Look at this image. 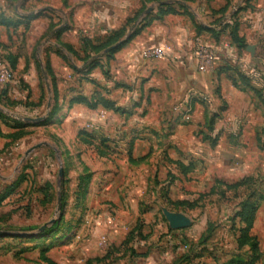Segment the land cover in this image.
Wrapping results in <instances>:
<instances>
[{
	"label": "crops",
	"instance_id": "1",
	"mask_svg": "<svg viewBox=\"0 0 264 264\" xmlns=\"http://www.w3.org/2000/svg\"><path fill=\"white\" fill-rule=\"evenodd\" d=\"M26 1L27 6L37 4L27 14L19 12L31 19L27 29L22 20L9 31L0 25V67L14 73L11 81L0 84V106L5 109L0 110V192L19 183L26 187L30 176L46 187L55 184L60 148L41 134L62 125L73 134L70 142L83 146L79 133L85 132L121 153L98 158L92 175L87 171L81 177L92 181L81 191L86 209L98 212L112 201L117 206V229H126L111 240L117 246L127 243L131 231L145 227L137 216L151 177L155 191H169V196L178 182L192 192H220L217 180L236 183L247 177L258 179L254 192H264V0ZM169 8L175 11L163 12ZM233 30L242 45L233 40ZM114 32L122 36L112 45L123 41L121 45L87 72L88 62L79 64L82 39L99 45ZM149 45L163 46L166 56L143 58L141 51ZM201 46L215 51L205 70L199 69L196 57ZM41 48L51 69L49 82ZM48 84L53 94L49 116L27 121L47 114ZM98 98L115 109L88 104ZM187 109L192 110L189 120ZM39 143L43 145L24 160L26 151ZM85 162L90 165L91 158ZM179 165H186L185 171ZM259 197L256 193L251 199ZM262 221L264 198L255 225ZM138 239L143 241L136 236L128 243L139 256L127 257L123 264L172 263L164 260L168 250L151 249L141 256ZM196 263L208 264L207 256L189 264Z\"/></svg>",
	"mask_w": 264,
	"mask_h": 264
},
{
	"label": "rangeland",
	"instance_id": "2",
	"mask_svg": "<svg viewBox=\"0 0 264 264\" xmlns=\"http://www.w3.org/2000/svg\"><path fill=\"white\" fill-rule=\"evenodd\" d=\"M20 1L0 0V25L7 27L8 31L10 26H16V20H22L25 29L31 23L28 17L21 18L19 12L27 14L37 4L32 2L27 6L28 1L25 0L24 4ZM104 50L99 52L102 54L100 57L95 58L98 53H94L79 64L88 62L86 71L91 73L92 69L100 66L101 61L105 62L107 56ZM39 57L47 71L42 48ZM46 111L50 114V110L45 107L44 115ZM191 111L186 110L185 119L191 115ZM41 135L54 140L60 148V160L56 161V182L46 187L41 179L30 176L26 187L19 183L13 190L8 188L0 192V264H51V261L57 264H123L127 257L139 256L135 255L137 250L129 243L123 242L120 246L113 241L110 243L126 230L117 229L115 221L121 218L113 201L92 213L89 208L86 209V197L81 192L92 183L81 177L87 171L92 175V170L98 167V158L120 157L121 153L115 145L105 144L101 137L80 132L79 137L85 140L80 146V143L78 145L69 141L73 134L64 125L57 130L46 128ZM58 136H65L67 140L61 138L59 142L56 139ZM128 154L132 155L131 149ZM90 158L91 163L88 165L85 161ZM59 167L64 169L62 188L59 186ZM185 167L178 166L182 171H185ZM152 179L139 200L142 212L137 217L141 224H145L141 226L145 227L133 233L135 237L143 239H138L136 245L142 252L141 256L146 257L153 249V253L168 250L170 254L164 260L172 261L171 264H187V260L193 263V259L200 255L207 256L208 264H227L230 260L234 264H250L253 259V264L261 263L264 256V221L255 225L257 210L249 225L244 219L247 213L241 209L250 188H231V183L223 181L215 185L220 192H192L191 189H185L184 183L178 182L169 196L166 190L156 192ZM61 189L63 206L59 211ZM257 193L258 196L264 194ZM252 201L256 204L259 200L255 198ZM164 208L186 214L192 220L191 225L170 229ZM53 219L56 221L52 223ZM91 222L95 225L91 226ZM45 224H48L47 228L40 231ZM167 237L171 241H165ZM157 244L160 246L156 247ZM105 250V255H100Z\"/></svg>",
	"mask_w": 264,
	"mask_h": 264
},
{
	"label": "trees",
	"instance_id": "3",
	"mask_svg": "<svg viewBox=\"0 0 264 264\" xmlns=\"http://www.w3.org/2000/svg\"><path fill=\"white\" fill-rule=\"evenodd\" d=\"M175 11L173 8H169L167 10H163V12H173ZM29 26V25H27ZM122 36V32H114L112 34H110L109 36H107V38L105 39L104 42L100 43L99 45H94L89 39L87 38H83L82 42H83V52H84V56L80 57V60H84L91 57L94 53H99L101 51H103L105 48H107L108 46L116 43L120 37ZM232 38L234 41H236L239 45H242V39L239 37V35L237 34V32L235 30L232 31ZM69 50H71L72 52H75V50L72 47H69ZM11 64L14 65L15 64V59H11ZM96 64V63H95ZM94 64V65H95ZM88 67V66H87ZM86 67V68H87ZM47 71L50 75L51 73V69L47 64ZM88 104L91 107H97L99 104L105 106V107H109V108H114L115 106L113 105L112 102L108 101V100H104V99H100L98 98L96 101H94V103H91L88 101ZM217 182L222 183V180H217ZM258 184V179H256L255 177H247L241 181H238L236 183H231L229 184V186L231 188H239V187H246L247 189H249V194H248V199L244 200V202H242V210H245L246 217L244 218L247 223H249V225L252 224L253 220H254V215L256 213V211L258 210V206H259V201L258 203L256 202V204H254V201H252L251 197H253L257 192H254V188L255 186ZM213 191V189H212ZM246 197V198H247ZM261 198H264V194L258 198V200H260ZM242 215V214H241ZM134 230L130 232L129 236H128V240L127 243L133 239L135 237V235H133ZM246 234V233H244ZM254 259L252 260V262L250 264H253ZM235 262L233 260H230L227 264H234ZM51 264H57L53 261H51ZM226 264V263H224Z\"/></svg>",
	"mask_w": 264,
	"mask_h": 264
},
{
	"label": "water",
	"instance_id": "4",
	"mask_svg": "<svg viewBox=\"0 0 264 264\" xmlns=\"http://www.w3.org/2000/svg\"><path fill=\"white\" fill-rule=\"evenodd\" d=\"M22 1H25V0H22ZM152 10V8H149L147 10V12H150ZM123 41L115 44V45H112L110 47H108L107 49L104 50V53H109L110 51L116 49L119 45H121ZM102 54H98L97 56H95V58H98L100 57ZM43 73H44V76L46 78V80L48 81L49 79V76H48V73L46 71V69L43 67ZM48 91H49V100H48V110H50L51 108V105H52V100H53V95H52V87L50 84H48ZM0 110H5L2 106H0ZM48 112L45 116H41V117H26L25 119L27 121H41V120H44L46 119V117L48 116ZM43 144L39 143V144H36L34 146H32L31 148H29L26 153H25V157H24V160L37 148L41 147ZM63 178H64V169L63 167L60 169V172H59V186L60 188H62L63 186ZM58 202H59V205H58V210L61 211L62 210V189L60 190V193H59V199H58ZM164 211V214L169 222V225L172 229H179V228H184V227H188L191 225L192 223V220L189 216H187L186 214L182 213V212H175V211H172V210H169L167 208H164L163 209ZM56 219H53L51 222H55ZM47 225L48 224H45L44 226H42L40 228V231H43L47 228Z\"/></svg>",
	"mask_w": 264,
	"mask_h": 264
},
{
	"label": "built area",
	"instance_id": "5",
	"mask_svg": "<svg viewBox=\"0 0 264 264\" xmlns=\"http://www.w3.org/2000/svg\"><path fill=\"white\" fill-rule=\"evenodd\" d=\"M141 56L146 59H162L166 56V49L161 45H149L141 51ZM196 57L199 63V69L205 70L206 67L215 60V51L207 46L198 48ZM14 78L12 69L8 66L0 67V84H6ZM187 115L186 119L189 120Z\"/></svg>",
	"mask_w": 264,
	"mask_h": 264
}]
</instances>
